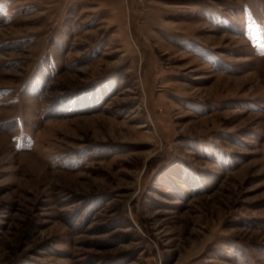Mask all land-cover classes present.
Listing matches in <instances>:
<instances>
[{
  "label": "rangeland",
  "instance_id": "374dc122",
  "mask_svg": "<svg viewBox=\"0 0 264 264\" xmlns=\"http://www.w3.org/2000/svg\"><path fill=\"white\" fill-rule=\"evenodd\" d=\"M0 264H264V0H0Z\"/></svg>",
  "mask_w": 264,
  "mask_h": 264
}]
</instances>
